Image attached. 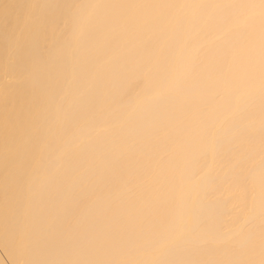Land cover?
Returning a JSON list of instances; mask_svg holds the SVG:
<instances>
[{
	"label": "bare ground",
	"instance_id": "6f19581e",
	"mask_svg": "<svg viewBox=\"0 0 264 264\" xmlns=\"http://www.w3.org/2000/svg\"><path fill=\"white\" fill-rule=\"evenodd\" d=\"M264 0H0V264H264Z\"/></svg>",
	"mask_w": 264,
	"mask_h": 264
},
{
	"label": "snow or ice",
	"instance_id": "6c2138e0",
	"mask_svg": "<svg viewBox=\"0 0 264 264\" xmlns=\"http://www.w3.org/2000/svg\"><path fill=\"white\" fill-rule=\"evenodd\" d=\"M262 7H264V4H262ZM23 264H26V262H23Z\"/></svg>",
	"mask_w": 264,
	"mask_h": 264
}]
</instances>
